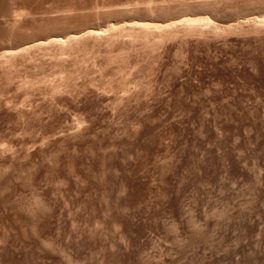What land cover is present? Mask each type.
Wrapping results in <instances>:
<instances>
[{
	"label": "rangeland",
	"instance_id": "obj_1",
	"mask_svg": "<svg viewBox=\"0 0 264 264\" xmlns=\"http://www.w3.org/2000/svg\"><path fill=\"white\" fill-rule=\"evenodd\" d=\"M204 15L220 29L117 28ZM263 16L0 0V264H264ZM89 29L108 33L36 45Z\"/></svg>",
	"mask_w": 264,
	"mask_h": 264
},
{
	"label": "bare ground",
	"instance_id": "obj_2",
	"mask_svg": "<svg viewBox=\"0 0 264 264\" xmlns=\"http://www.w3.org/2000/svg\"><path fill=\"white\" fill-rule=\"evenodd\" d=\"M257 22H259L258 24L255 22L257 24V27H258L259 24L261 26H264V25H262V23L264 24V16L262 18H259L257 20ZM112 25H111L110 28H112ZM255 25H254V27H255ZM115 27H116V25H115ZM206 27H208L210 29L212 28L214 30H216V28H219L217 23H215L211 19V17L208 16V15H204V16H183L181 18H178L177 20L169 21L167 23L151 22V21H133V22H130V23L128 22V23H122L121 25H117V28L121 32L122 31H127V32L131 31V32H129V34L133 32L132 34H130L132 36H135L137 34V32H141L143 34H147V36H152L153 35L152 33H154V36H155V33H156V35L157 34L160 35L159 37H161V38H163L164 36H169V35L171 36L172 34H173V36L174 35L176 36L178 31H179V33L182 32V31H180L182 29H183V31L184 30L185 31H188V30L189 31H192V30L193 31L194 30L195 31L196 30L199 31L200 30V32H201V31H205L206 29L204 30L203 28H206ZM103 31L105 32L106 30L105 29L104 30H101V29H89L87 32L85 31V33H82V34L81 33L80 34L72 33V34H70L68 36H56V37H53L51 39L47 38L48 39L47 41H42V42L39 41L40 43L38 42V44H36V45L38 47H40V46L43 47L45 45H50L51 44V45H56L59 49H64V50L65 49H69V48L73 49V47H75L74 45L77 44V42H79V40L86 38L85 36L88 35L90 37L94 36V37H98L99 38L102 35ZM109 31H111V29ZM121 32H120V34H121ZM150 33L152 35H150ZM139 35H140V33L137 34V36H139ZM155 37H157V36H155ZM108 38H109V36H108ZM25 48L27 49V47H25ZM22 50H24V49H22ZM8 54H9V52H8ZM11 54H14V53H11Z\"/></svg>",
	"mask_w": 264,
	"mask_h": 264
}]
</instances>
